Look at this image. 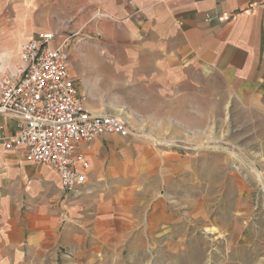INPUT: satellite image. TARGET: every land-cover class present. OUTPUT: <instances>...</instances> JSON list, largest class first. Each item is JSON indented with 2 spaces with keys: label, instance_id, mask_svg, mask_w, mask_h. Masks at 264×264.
<instances>
[{
  "label": "crops",
  "instance_id": "obj_1",
  "mask_svg": "<svg viewBox=\"0 0 264 264\" xmlns=\"http://www.w3.org/2000/svg\"><path fill=\"white\" fill-rule=\"evenodd\" d=\"M39 32L69 39L75 84L101 103H85L92 114L157 135L205 131L207 100L264 118V0H0V82ZM15 124L0 115L6 136ZM79 151L89 168L68 191L0 143V264H115L159 239L181 244L172 196L191 175L199 188L205 164L200 172L195 158L107 134ZM194 204L201 214L203 201Z\"/></svg>",
  "mask_w": 264,
  "mask_h": 264
},
{
  "label": "rangeland",
  "instance_id": "obj_2",
  "mask_svg": "<svg viewBox=\"0 0 264 264\" xmlns=\"http://www.w3.org/2000/svg\"><path fill=\"white\" fill-rule=\"evenodd\" d=\"M77 87L86 98L85 83L78 81ZM85 103L101 104L92 98ZM220 106L218 110L217 102L207 100L203 132L157 135L131 125L137 133L133 138L195 158L200 164L191 163V168L203 172L205 164V170L199 188L191 175L181 193L172 196L177 216L173 237L181 244L170 246L159 239L155 245L134 247L129 255L123 252L115 264H264V118L249 116L224 100ZM195 199L204 204L199 215L189 212Z\"/></svg>",
  "mask_w": 264,
  "mask_h": 264
},
{
  "label": "built area",
  "instance_id": "obj_3",
  "mask_svg": "<svg viewBox=\"0 0 264 264\" xmlns=\"http://www.w3.org/2000/svg\"><path fill=\"white\" fill-rule=\"evenodd\" d=\"M68 43L53 32H39L20 44V66L0 82V115L16 120V134L6 136L0 125V143L23 150L26 162L50 168L63 190L77 191L89 168L81 145L101 135L137 133L121 117L87 110L70 72Z\"/></svg>",
  "mask_w": 264,
  "mask_h": 264
}]
</instances>
